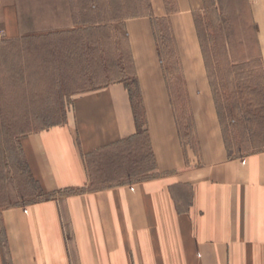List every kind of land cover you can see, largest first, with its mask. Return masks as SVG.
<instances>
[{
    "label": "crops",
    "instance_id": "0c3cea01",
    "mask_svg": "<svg viewBox=\"0 0 264 264\" xmlns=\"http://www.w3.org/2000/svg\"><path fill=\"white\" fill-rule=\"evenodd\" d=\"M246 1L264 70V0ZM149 3L151 16L123 30L157 176L93 190L87 161L138 131L122 83L74 96L62 124L20 138L31 178L55 198L0 211L9 264H264V150L226 151L194 22L203 0H175L171 11L165 0ZM156 19L171 27L194 147L181 140ZM0 31L19 37L12 0H0Z\"/></svg>",
    "mask_w": 264,
    "mask_h": 264
},
{
    "label": "rangeland",
    "instance_id": "374dc122",
    "mask_svg": "<svg viewBox=\"0 0 264 264\" xmlns=\"http://www.w3.org/2000/svg\"><path fill=\"white\" fill-rule=\"evenodd\" d=\"M12 1L17 10L18 21L23 23V33L33 35L20 41L19 37L12 41L0 37V211L44 199L28 172L20 138L25 134L62 124L74 96L109 85L120 77L118 75L121 70H126L131 75L122 22L101 23L106 12L112 15L124 13L122 8L126 0H69L71 8H68V0ZM223 3L221 20L205 25L210 29L211 43L216 44L214 62L218 82L220 86H228L226 63L234 62L238 65L233 70L238 78V73H242L244 69L240 68L241 64L247 59H256L258 49L255 29L245 0H224ZM72 23L75 25L69 28ZM157 25L160 29L161 23ZM59 26L68 31L81 29L86 32L62 38L38 39V35ZM82 46L87 50L82 52ZM164 49L168 53V49ZM224 51H227L228 59L225 58ZM53 52L55 55L52 56ZM163 58L171 100L180 128L186 136L185 143L193 144V139L187 135L191 131L187 126V112H184L187 111L186 103L178 91L180 78L175 71V62L169 54L163 55ZM55 60L59 62L57 74L60 81L57 84L53 82L51 72L55 65H51V62ZM116 63H120L118 68H115ZM129 78L128 83L131 84L133 77ZM231 95L230 92L225 95L229 101H232ZM245 118L249 123L255 122L250 115L245 117V114L242 116L235 113L230 121L231 125L236 126L235 137L239 140L237 151L231 153L233 157L241 158L264 150V144L242 141L246 134L243 126ZM238 121L243 125L238 126ZM121 152L99 153L89 160V178L93 187L138 180V174L129 178L125 172L119 171L118 165L125 159L130 162L127 167L137 171V155L132 158L126 156V153L124 156L123 153L119 154ZM145 152L143 157L146 156ZM147 156V162H150L149 155Z\"/></svg>",
    "mask_w": 264,
    "mask_h": 264
},
{
    "label": "trees",
    "instance_id": "16d2710c",
    "mask_svg": "<svg viewBox=\"0 0 264 264\" xmlns=\"http://www.w3.org/2000/svg\"><path fill=\"white\" fill-rule=\"evenodd\" d=\"M126 1L122 8L124 13H118V14L114 13V15H112L110 12L109 13L106 12L104 14L103 19H101L103 21L101 23L107 24V23H116V22L121 23L122 22V28H123V23L127 19L151 16V8H150L149 0H126ZM223 1L224 0H203V11L199 13H195L194 22H195V28H196L199 46L201 49V53H202V57H203L204 65H205L207 78L209 81L213 101L215 104L221 132H222L224 145H225L227 153L231 154L233 151H237V148H238L237 143H239L238 142L239 140L235 137L237 136V134L235 133L236 126L230 124V121L234 113L238 115H242V116H244L245 114V117L250 115L251 117H254V120H255V122L249 123V120L245 118L244 125L243 123L238 121L237 123L238 126L243 125L246 128V134L242 138L243 139L242 141L245 140V141H248L249 143L264 144V70L259 61V56L256 59H253V58L247 59V61L241 64L242 67L240 68H244V69L242 73H238V78H239L238 79L236 76V72L233 71L235 70L234 67L238 65L235 64L234 62H231L230 64L226 63L227 65L226 66L227 67L226 84L228 86L226 85L220 86L218 82V77L216 74V63L214 62L216 44L215 42L214 44L211 43V38H212L211 32L209 31L210 29L205 24H210L211 21L214 22V21L221 20L220 16H223V11H224ZM67 2H69V0ZM165 2H166L167 9L169 11L174 9L175 0H165ZM245 2L248 8L247 1L245 0ZM69 3H68V8L69 7L71 8L72 6L71 2ZM72 9L76 10L75 8H72ZM159 22L161 23L160 29H158V25H157ZM93 24H96V23H93ZM74 25L75 24L72 23V25L69 28H72ZM23 27L24 26H23L22 21L19 20L18 21L19 41L31 37L29 35H33V34L27 35V33H23ZM59 27L56 29L45 31L47 33L40 34L41 36L38 35L39 36L38 39H44L48 37L62 38L63 36H70V35H74L77 33L86 32L81 29H73V30L68 31V30H65V27H60V29ZM92 30L93 29H91V32ZM213 31H215V29ZM153 32H154L155 41L157 45L158 55H159L161 62L163 63V59H164L163 55L165 54H169L171 56V60L175 62V65L177 68L175 71L177 72V75L179 76L178 78H180L179 84H178L179 86L178 91L180 93V96L183 98V101H185L186 103L187 111L184 110V112H187L186 113L188 116L187 126H188V129L191 131V133L190 134L188 133L187 135H189L190 138L193 139L192 141H194L193 144L190 143L188 145H190L191 147H194L196 142H195V136H194V131H193L192 116L190 113V109H189V105H188V101H187V97L185 93V86H184L182 73L180 69L179 56L177 53V49L175 46L171 27H170L168 20L167 19L153 20ZM125 39L127 43L126 36H125ZM87 45L90 47L89 42H87ZM87 45L86 47H88ZM86 47L82 46V52L84 50H87ZM164 48L168 49L167 51L168 53L165 52L166 49ZM224 49L226 50V43L224 44ZM127 50H128L129 60H130V65H131V75L128 74V71L121 70L120 72L121 74L119 75L117 74L120 77L114 80L113 82H111L110 84L122 83L126 87L129 93L131 105L133 108L135 124H136L138 132L135 137L130 138L118 144L117 146L111 147L110 149L103 150L100 153H112V152H115V151L117 152L121 150L122 152L119 154L122 155L123 153V156L125 153H126V156H129V157L131 156L132 158H135V155H137V161H136L137 171H133L132 167L130 168L127 167V163H130V162H127V160L125 159H122L118 165H120L119 171L125 172L129 178L138 174L137 175L139 176L137 177L138 180H136L135 182H141V181H146L151 178H154L155 176H157V173H156V165L153 159L152 151L149 146L147 133L143 130L144 111H143V107L140 101L138 85L135 80L134 68H133V63L131 60V55L128 49V44H127ZM223 54H226L225 58L228 59L227 51L226 52L224 51ZM53 55H55L54 52L52 56ZM51 65H54L53 70L51 68L52 70L51 72L53 75V82L57 84L58 81H60L59 80L60 76L57 74V70L59 68V62L55 60L51 62ZM119 66H120V63L118 64L116 63L115 68H118ZM163 73H164V76L167 82V87H168L169 96H170L168 79H167V75L165 73L164 67H163ZM129 77H133L131 84L128 83L130 79ZM227 91L232 94L231 95L232 101H229V99L225 96L228 93ZM170 99H171V96H170ZM171 103H172V100H171ZM173 111L175 113V118L177 119L179 133L181 135V140L185 144L186 136L183 135V131L180 128L179 119L177 117L174 105H173ZM48 128H45V129H48ZM144 152L146 156L149 155L150 162L149 161L147 162L148 156L147 158L146 156L143 157ZM87 167H88V161H87ZM88 171H90L89 167H88ZM126 183H132V182L127 181ZM38 189L40 192L39 193L40 196L42 195L44 197V199L40 201L51 200L55 198V195H52V194L43 195L39 186H38ZM94 189H97V188L93 187V190ZM75 193L76 191H66L64 193H61L60 196L61 197L70 196ZM32 203H35V202H32ZM2 230L3 229L0 224V246L3 252V256H4V262L5 264H9V261L6 259L7 246L3 239Z\"/></svg>",
    "mask_w": 264,
    "mask_h": 264
},
{
    "label": "built area",
    "instance_id": "2783aa9c",
    "mask_svg": "<svg viewBox=\"0 0 264 264\" xmlns=\"http://www.w3.org/2000/svg\"><path fill=\"white\" fill-rule=\"evenodd\" d=\"M2 36V33H1V31H0V37Z\"/></svg>",
    "mask_w": 264,
    "mask_h": 264
}]
</instances>
